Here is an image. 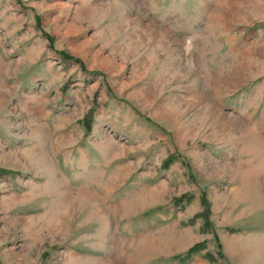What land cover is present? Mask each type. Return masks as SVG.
<instances>
[{
	"label": "rangeland",
	"instance_id": "obj_1",
	"mask_svg": "<svg viewBox=\"0 0 264 264\" xmlns=\"http://www.w3.org/2000/svg\"><path fill=\"white\" fill-rule=\"evenodd\" d=\"M0 57V264H264V0H0Z\"/></svg>",
	"mask_w": 264,
	"mask_h": 264
},
{
	"label": "crops",
	"instance_id": "obj_2",
	"mask_svg": "<svg viewBox=\"0 0 264 264\" xmlns=\"http://www.w3.org/2000/svg\"><path fill=\"white\" fill-rule=\"evenodd\" d=\"M160 12H161V15H163V12H162V10L160 9ZM160 14V13H159ZM177 14L178 13H176L175 15L177 16ZM175 16V17H176ZM158 23H159V25H161L160 24V21H158ZM170 29H172L174 32H175V28L174 27H172V28H170ZM169 30V29H168ZM167 30V31H168ZM183 34H185V33H176L175 32V34L173 35V37H175V35H183ZM177 40H179V41H176L177 43H181V44H183V38H179V39H177ZM186 43V42H185ZM185 43L183 44L184 45V48H185ZM190 44V43H189ZM179 47H181V45L179 44ZM188 49H189V47H187ZM190 49H191V47H190ZM222 61V60H221ZM197 66H198V68L197 69H199V70H201V67H200V65H199V63H197ZM222 71V67H220V70H219V72L217 71V70H215L214 72H213V78H212V83H211V85H212V87H213V85H214V87H216V86H220V83L222 82V80H223V73L221 72ZM7 75H8V65L6 64V62L5 61H3V59H2V57H0V88H3V89H9V86H8V84H7V82H6V79H7ZM202 77V76H201ZM237 77H239V75H237ZM236 77V78H237ZM231 79H235V78H231ZM23 83H22V81H17V82H15V87H16V90H15V94L17 93H19V98H20V100H23L24 98H23ZM19 87V88H18ZM20 90V91H17V90ZM206 91V90H205ZM1 93H3V92H1V90H0V102H4V100H2V97L4 96V95H2ZM6 93V92H5ZM201 95L202 97H203V95H202V93H199V91H196V95ZM218 100H219V98H217V104H218ZM38 103L39 104H41V102L40 101H38ZM212 104H214V102H211ZM22 104V103H21ZM197 105H199V103H198V101H197V103H196ZM1 107H2V105H0V109H1ZM34 110H36V111H34L35 112V114H36V117H38L39 119V121H38V123L36 124L35 123V125L34 126H31V131H29L28 130V138H29V141H31L32 143H33V150H41V149H43L44 148V134H43V129L45 130V128L43 127V112L42 111H40V109L39 108H36V109H34ZM12 130H13V128H12V126L11 125H9L7 122H6V117H3V119H1L0 120V141H9L10 140V137H9V134L12 132ZM1 136H5L4 138H1ZM46 140H47V138H46ZM51 142H55V140H50L49 141V143H50V145H51ZM32 150V151H33ZM43 151V150H42ZM70 154H72V152L70 151L69 152V155ZM40 156V157H39ZM37 157V159L38 158H40V159H42L43 158V156L42 155H37L36 156ZM68 158V157H67ZM68 160V159H67ZM72 160V159H71ZM43 167V166H42ZM70 169H72L71 167H69ZM39 171H41L40 169H39ZM43 173H44V171H43ZM43 188H44V183H43Z\"/></svg>",
	"mask_w": 264,
	"mask_h": 264
},
{
	"label": "trees",
	"instance_id": "obj_3",
	"mask_svg": "<svg viewBox=\"0 0 264 264\" xmlns=\"http://www.w3.org/2000/svg\"><path fill=\"white\" fill-rule=\"evenodd\" d=\"M45 38L48 39L46 36H45ZM65 58L67 60H70V61H73V62H77L78 61L76 59H72V58H69V57H66V56H65ZM83 126H84V128H85L86 131L89 130V126H90V115L89 114L84 118V120H83ZM170 162H171V158H168L165 161L166 165H168ZM180 200L181 199H179V201ZM201 204H202L204 210H203V212L199 216H202L204 218V220H206V217H207V204H206V202L204 201L203 198L201 199ZM200 249H201V244L195 245V246L191 247L190 249H188L186 251L185 255H183L181 258L177 257V259H178L179 262H186L190 258V255L191 254L196 253Z\"/></svg>",
	"mask_w": 264,
	"mask_h": 264
},
{
	"label": "bare ground",
	"instance_id": "obj_4",
	"mask_svg": "<svg viewBox=\"0 0 264 264\" xmlns=\"http://www.w3.org/2000/svg\"><path fill=\"white\" fill-rule=\"evenodd\" d=\"M92 207V206H91ZM95 208V207H94ZM96 209V208H95ZM94 213V212H93ZM97 213V212H96ZM97 216H98V214H97Z\"/></svg>",
	"mask_w": 264,
	"mask_h": 264
}]
</instances>
